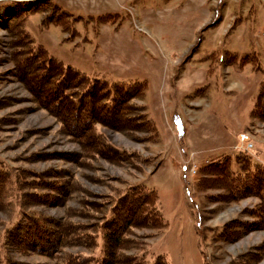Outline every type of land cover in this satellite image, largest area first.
<instances>
[{
  "label": "rangeland",
  "instance_id": "obj_1",
  "mask_svg": "<svg viewBox=\"0 0 264 264\" xmlns=\"http://www.w3.org/2000/svg\"><path fill=\"white\" fill-rule=\"evenodd\" d=\"M54 5L69 11L66 28L45 20L57 15ZM19 28L93 77L146 81L138 103L157 133L150 140L98 125L99 148L66 132L17 75ZM261 89L264 0H0V164L26 181H45L20 187L19 202L3 196L0 219L8 223L11 209L20 208L95 232L107 203L142 184L158 191L167 226L137 229L144 249L129 254L140 252L150 264L161 254L171 264H264V228L242 226L256 220L251 209L260 199L233 201L223 189L200 187L201 168L212 158L231 157L239 170L235 157L243 151L264 164V119L252 116ZM87 247L54 255L15 250L11 257L66 264L90 253Z\"/></svg>",
  "mask_w": 264,
  "mask_h": 264
},
{
  "label": "trees",
  "instance_id": "obj_2",
  "mask_svg": "<svg viewBox=\"0 0 264 264\" xmlns=\"http://www.w3.org/2000/svg\"><path fill=\"white\" fill-rule=\"evenodd\" d=\"M53 7L57 15L45 20L66 28L64 17H69V11L59 5ZM30 37L24 28L15 29L13 33L15 43L12 46L17 48L14 51L17 75L37 95L43 107L59 118L66 132L86 144L97 143L99 148L104 145L102 135L97 130L98 125L123 132L140 131L148 134L150 140L157 133L155 123L148 117L146 105L138 103L145 98L146 81H109L93 77L65 65L51 55L44 45L35 44ZM252 116L264 119L263 89L259 92ZM124 153L116 149L114 154ZM235 158L239 170H234L231 157L210 159L201 168L205 178L201 180L200 187L223 189L233 201L258 197L260 203L251 209V215L256 220L242 226L245 230L248 227L264 228V164L254 160L248 152L241 151ZM23 176L0 164V206L3 205V196L13 197L16 202L20 200V187L33 182L38 185L45 183L41 179L26 181ZM158 203L159 193L156 189L142 184L130 185L107 203L95 232L92 231L93 227L84 224L72 225L69 221L52 220L43 214L29 213L20 208L16 211L13 208L11 212L8 209L11 213L9 222L4 223L0 219V264H17L11 257L15 250L54 255L69 245L88 246L91 252L70 258L66 264H150L144 254H129V251L144 249L142 241L136 237L137 229L161 230L167 226ZM234 227L233 222L227 223L221 234L229 238ZM152 264L171 263L166 255L161 254Z\"/></svg>",
  "mask_w": 264,
  "mask_h": 264
}]
</instances>
